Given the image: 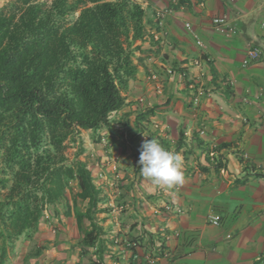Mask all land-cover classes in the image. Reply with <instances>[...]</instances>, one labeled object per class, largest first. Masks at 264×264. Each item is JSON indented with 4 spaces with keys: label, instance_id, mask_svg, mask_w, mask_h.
Masks as SVG:
<instances>
[{
    "label": "crops",
    "instance_id": "0c3cea01",
    "mask_svg": "<svg viewBox=\"0 0 264 264\" xmlns=\"http://www.w3.org/2000/svg\"><path fill=\"white\" fill-rule=\"evenodd\" d=\"M149 5V21L156 26L149 24L148 36L135 43L140 47L135 54L143 59L135 60L138 73L129 84L144 87L152 68L163 71L165 102L151 85L148 97L155 105L147 110L160 115L154 117L162 123L160 131L152 127L159 131L155 138L183 157L185 182L168 189L136 174L129 189L146 203L136 198L133 209L145 215L135 229L142 234L144 225L147 233L136 239L138 251H119L120 262H130L123 257L132 258L134 251L137 260L130 264H150L147 257L151 264H264V0H151ZM164 6L169 9L158 26L155 13ZM220 15L236 33L214 28L212 20ZM250 48L260 56L245 66ZM167 204L181 212L168 211ZM211 214L221 216L219 225L210 223ZM65 255H59L62 264Z\"/></svg>",
    "mask_w": 264,
    "mask_h": 264
},
{
    "label": "trees",
    "instance_id": "16d2710c",
    "mask_svg": "<svg viewBox=\"0 0 264 264\" xmlns=\"http://www.w3.org/2000/svg\"><path fill=\"white\" fill-rule=\"evenodd\" d=\"M144 18L133 0H7L0 7V184L11 182L0 200V264L6 243L37 227L71 180L75 198L88 204L75 213L83 244L99 245L101 189L85 161L67 164L66 140L111 127L110 115L125 106L123 90L138 71L135 42L156 26ZM125 126L134 145L140 125Z\"/></svg>",
    "mask_w": 264,
    "mask_h": 264
},
{
    "label": "rangeland",
    "instance_id": "374dc122",
    "mask_svg": "<svg viewBox=\"0 0 264 264\" xmlns=\"http://www.w3.org/2000/svg\"><path fill=\"white\" fill-rule=\"evenodd\" d=\"M133 1L139 3L137 0ZM150 1L142 0L139 3L145 9L144 19L148 22L152 15L149 7ZM142 2L146 3L145 6ZM6 3L7 0H0V7ZM168 9L164 6L158 11L159 13L155 14L159 16L160 13H165ZM78 13L69 15V21H73ZM157 24L159 26L158 19ZM138 57L141 56L134 53V61L140 62L142 57L140 59ZM158 67L160 66L158 65ZM161 69H163L162 66ZM152 70H154L153 73L151 72L150 75L148 73L145 76L147 78H145L144 87H141L142 83H132L123 90L126 104L121 110L110 115L111 127L104 124L98 130H80L66 140L67 164L74 163L77 159L85 161L92 172L95 184L101 189V201L98 203L94 216L96 223L102 229L99 245L88 247L83 244L84 231L79 230L75 213L77 210L86 211L88 204L87 201L83 202L75 198L78 192L77 181L71 180L65 197H61L56 204L45 206L42 219L37 227L30 228L20 235L13 244L6 243L7 257L3 264H62L63 258L61 260L58 258L59 255L63 257L64 254H66L64 257L66 264H68V255L75 260V264H91L93 262L97 264H130L137 260L138 252L133 251L132 258L123 257L124 261L131 260L130 262H120L119 251H138L141 244L136 239L147 233V229L142 225V230H146V232L142 231V234H136L138 230L135 229V225L141 220L138 217H144L145 214L139 212L140 216H138L137 208L133 209L134 205L135 207L137 205V197L144 203H146V197L138 196L137 192H132L129 188H131V181L137 179L136 174L140 173L141 165L138 161L142 143L146 139L150 140L153 136L155 137L162 127V123L154 119L155 116L159 117L160 115L153 113V115L142 116L143 112L148 111L149 108L153 109L151 107L155 105V102L148 97V89L151 85L155 92L161 95V101L165 102L163 94L167 90V81L164 79L163 71L153 68ZM131 97L134 98L131 99ZM194 101L198 103V98H195ZM157 104L158 102H156ZM137 123L140 125L135 133L138 137L132 145L129 138L130 131L125 125L129 124L130 127H134ZM153 126L154 128L158 126L159 131L153 130ZM173 148L181 150L176 145ZM121 149H124V157L119 155ZM131 173L134 178L130 177ZM127 175L129 177L125 178ZM10 185L11 182L6 187L0 184V200L4 199ZM166 209L171 212H181V209L175 205L171 206V204H167ZM144 211L146 212L145 209ZM88 224L87 220H83L84 228ZM2 245L3 239L0 236V247ZM101 247L102 252L99 251ZM42 258H45L43 262L39 260ZM147 259L148 263L153 260L151 257H147Z\"/></svg>",
    "mask_w": 264,
    "mask_h": 264
},
{
    "label": "clouds",
    "instance_id": "9594fccd",
    "mask_svg": "<svg viewBox=\"0 0 264 264\" xmlns=\"http://www.w3.org/2000/svg\"><path fill=\"white\" fill-rule=\"evenodd\" d=\"M138 163L140 174L154 185L171 189L185 182L182 156L165 148L155 137L142 143Z\"/></svg>",
    "mask_w": 264,
    "mask_h": 264
},
{
    "label": "built area",
    "instance_id": "2783aa9c",
    "mask_svg": "<svg viewBox=\"0 0 264 264\" xmlns=\"http://www.w3.org/2000/svg\"><path fill=\"white\" fill-rule=\"evenodd\" d=\"M167 12V11H166ZM165 12V13H166ZM165 13H160L157 17L159 25L162 23V19L165 16ZM214 28L223 35H231L236 33V29L229 24V21L227 19L226 15H220L216 16L212 20ZM188 28H190V25L187 23L186 25ZM197 43L201 46L202 42L200 40H197ZM260 56V50L257 48H250L248 49L246 53V57L243 60V64L245 66H248L250 63H252L254 60L258 59ZM209 221L213 225H219L221 222V216L219 214H211L209 215ZM152 262V260H150Z\"/></svg>",
    "mask_w": 264,
    "mask_h": 264
}]
</instances>
